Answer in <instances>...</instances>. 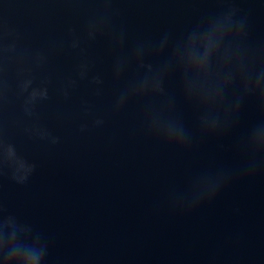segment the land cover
I'll return each instance as SVG.
<instances>
[{
    "label": "water",
    "instance_id": "obj_1",
    "mask_svg": "<svg viewBox=\"0 0 264 264\" xmlns=\"http://www.w3.org/2000/svg\"><path fill=\"white\" fill-rule=\"evenodd\" d=\"M95 2L0 0V219L12 216L40 233L48 264H264V173L235 181L191 214L163 203L195 176L240 166L234 145L256 117L251 105L236 133L197 137L185 151L165 148L142 134L132 109L111 114L102 43L87 51L104 78L101 93L83 80L67 98L57 94L81 58L67 47L68 28L79 32L91 11L83 5ZM217 2L114 0L133 34L180 29ZM239 2L253 35L264 38V0ZM50 52L47 69L38 68V54ZM28 71L51 74L49 99L26 103ZM97 117L103 125L93 126Z\"/></svg>",
    "mask_w": 264,
    "mask_h": 264
},
{
    "label": "clouds",
    "instance_id": "obj_2",
    "mask_svg": "<svg viewBox=\"0 0 264 264\" xmlns=\"http://www.w3.org/2000/svg\"><path fill=\"white\" fill-rule=\"evenodd\" d=\"M83 7L91 11L79 32L68 28L67 39V47L81 58L57 94L67 98L83 80L96 95L101 93L105 81L92 71L87 51L102 43L112 84L111 114L132 109L142 134L165 148L185 151L197 137L230 136L237 132L242 109L251 105L255 110L256 117L235 140L240 166L191 178L182 192L163 202L170 212L191 214L235 181L264 173V38L253 35L252 18L239 0H218L184 27L156 34L130 32L114 0ZM51 55L38 54L37 67L47 69ZM51 85L48 71L26 72L22 89L31 88L26 103L49 99ZM104 122L97 117L93 126ZM11 155L9 148L5 162ZM49 257L50 247L40 233L12 216L0 219V264H48Z\"/></svg>",
    "mask_w": 264,
    "mask_h": 264
}]
</instances>
